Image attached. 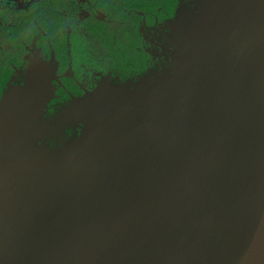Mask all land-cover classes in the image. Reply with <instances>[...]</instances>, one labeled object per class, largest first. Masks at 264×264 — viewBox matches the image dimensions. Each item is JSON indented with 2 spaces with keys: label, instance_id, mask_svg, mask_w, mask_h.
<instances>
[{
  "label": "water",
  "instance_id": "obj_1",
  "mask_svg": "<svg viewBox=\"0 0 264 264\" xmlns=\"http://www.w3.org/2000/svg\"><path fill=\"white\" fill-rule=\"evenodd\" d=\"M194 9L204 22L175 74L71 101L83 127L42 151L48 173L5 171L24 165L5 145L36 104L27 79L4 92L0 264H264V0Z\"/></svg>",
  "mask_w": 264,
  "mask_h": 264
},
{
  "label": "trees",
  "instance_id": "obj_2",
  "mask_svg": "<svg viewBox=\"0 0 264 264\" xmlns=\"http://www.w3.org/2000/svg\"><path fill=\"white\" fill-rule=\"evenodd\" d=\"M189 4V0H0V100L10 85L25 84L21 72L34 43L45 62L56 63L53 95L44 115L64 110L72 98L159 72L161 61L143 29L163 27Z\"/></svg>",
  "mask_w": 264,
  "mask_h": 264
},
{
  "label": "rangeland",
  "instance_id": "obj_3",
  "mask_svg": "<svg viewBox=\"0 0 264 264\" xmlns=\"http://www.w3.org/2000/svg\"><path fill=\"white\" fill-rule=\"evenodd\" d=\"M197 16L198 12H196L195 9L189 11L184 10L179 13L175 21L167 25L168 28L166 27V31L161 30L150 36L153 43L152 51L159 56L161 60V69L158 72L160 77L167 78L181 69L183 57L186 52L190 51L191 42L197 30L204 22L203 19L197 18ZM203 53L204 52H201L198 56L189 60L188 74L191 73V75H195L203 70V66L201 65L203 60L201 55ZM54 76V67L50 64L46 65L39 52H33L30 56V65L28 66L25 80H28L27 83L29 87L33 89L30 100L33 102V105H36H34V108L30 112L32 116L28 118L29 122L28 126H26L27 130L24 133L22 143H15L11 140L8 142L6 141L7 144L5 145V155L8 157L7 160L10 161L17 157L20 163L24 165L23 167L21 165L13 166L8 163L4 165L6 172L22 173L23 168V170L29 172L36 171L40 174L48 173L52 169L51 165H49L51 160L46 161L42 159L44 158L42 151L48 153L47 146L44 144L45 138L49 134H60L66 126L74 125L79 121L77 119V114L80 108L74 102H70L71 105L69 103L63 111L51 119L45 118L44 114L41 113L37 115L38 105L53 94L52 80ZM185 82H187V80L183 81V83ZM176 87L181 89V78L176 83ZM90 96L91 95H88L87 98H90ZM93 96L95 97V95ZM63 133L65 132L63 131ZM170 143L177 150H181V138H179V136H173ZM62 144H64V142ZM183 147L187 148L186 145H183ZM202 167L204 168V166L200 167L198 165L192 168V170L198 174V182L201 181L203 177L205 178V173L202 172V176L200 172Z\"/></svg>",
  "mask_w": 264,
  "mask_h": 264
},
{
  "label": "flooded vegetation",
  "instance_id": "obj_4",
  "mask_svg": "<svg viewBox=\"0 0 264 264\" xmlns=\"http://www.w3.org/2000/svg\"><path fill=\"white\" fill-rule=\"evenodd\" d=\"M190 1V4L188 5V7H189V9H187V10H191V9H194L195 8V4H194V2H195V0H189ZM180 12H181V9H180ZM179 12V13H180ZM179 15V14H178ZM178 17V16H177ZM177 17H176V19H177ZM175 19V20H176ZM174 20V21H175ZM171 22H173V21H171ZM171 22H168L166 25H164L163 27H159V28H155V29H148V28H146V29H143V35H144V37L150 42V44H151V49H152V47H153V43H152V41H151V39H150V36H152L153 34H156V33H158V32H160L161 30H167V25H169ZM167 27V28H166ZM35 51H37V52H39V54H40V56H41V58H42V54H41V52H40V50L36 47V45H35V43H34V45L32 46V48L30 49V51H29V54H28V66L30 65V56L32 55V53L33 52H35ZM155 54V53H154ZM159 57V56H158ZM43 59V58H42ZM160 59V58H159ZM44 61V60H43ZM161 61V60H160ZM45 62V61H44ZM46 63V65H52L53 67H54V72H55V76H54V78L53 79H55L56 78V63H55V61L54 60H49L48 62H45ZM28 66H27V68H26V70L25 71H23V72H21V76L22 77H24V79L26 78V72H27V70H28ZM20 74V73H19ZM53 83H54V80H53ZM73 97V96H72ZM72 99H74V98H72ZM61 111H63V110H61ZM61 111H57L55 114H52V115H44V117L45 118H53V117H55L57 114H59ZM82 127H83V124L82 123H76V124H74V125H68V126H66L64 129H63V131L65 132V133H63V131H62V133H60V134H49V135H47V137L45 138V140H44V144L47 146V147H49V148H55V147H58L59 145H61V142L63 141V140H71V139H74L76 136H78V135H80V133H81V129H82Z\"/></svg>",
  "mask_w": 264,
  "mask_h": 264
}]
</instances>
